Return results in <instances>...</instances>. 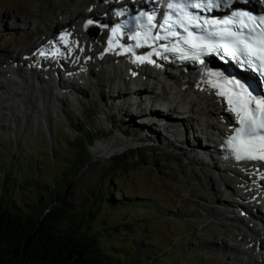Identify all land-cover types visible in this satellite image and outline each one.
<instances>
[{
    "label": "rangeland",
    "instance_id": "374dc122",
    "mask_svg": "<svg viewBox=\"0 0 264 264\" xmlns=\"http://www.w3.org/2000/svg\"><path fill=\"white\" fill-rule=\"evenodd\" d=\"M95 1L0 0V69L23 60L40 41L65 29L67 19L74 36L83 39L74 15ZM102 89L82 91L74 100L54 96L46 104L52 114L34 110L27 100L9 101L13 87L0 89V198L13 191L15 205L26 206L39 199L36 185L43 189L55 177L66 176L64 199L73 210L91 214L84 227L102 233L114 229L116 234L103 243L136 252L141 264L160 254L157 264H258L256 254L264 259V238L253 231V221H235L239 213L225 210L233 201L249 198L229 193L234 183L221 182L211 168L204 167L203 174L201 166L190 162L194 154L176 150L184 147L170 135L172 144L149 139V130L139 122L148 112L140 107L108 111L105 104L111 100L108 93L100 94ZM126 130L131 141L117 140ZM83 140L87 150L73 172V144ZM187 140L193 144L189 133ZM113 141L114 152L102 148ZM124 154L125 168L116 171L113 158ZM20 160L27 163L12 171ZM76 171L81 172L76 176ZM118 203L125 205L118 208ZM237 245L248 254L236 253Z\"/></svg>",
    "mask_w": 264,
    "mask_h": 264
},
{
    "label": "bare ground",
    "instance_id": "6f19581e",
    "mask_svg": "<svg viewBox=\"0 0 264 264\" xmlns=\"http://www.w3.org/2000/svg\"><path fill=\"white\" fill-rule=\"evenodd\" d=\"M96 1L88 3L84 9L85 11H76L74 20L76 21L79 28H82V25L85 23V21H87V19L91 17H97V20H101L102 23H107V17H109L110 9L117 5L113 0ZM69 13V11H66L65 14L67 15ZM105 34L106 31L103 32L102 36H104ZM51 40H54L56 43L60 44V46L63 47L65 53H67V57H70L71 61L74 64L73 66L66 65L67 70L74 78L77 77L79 81H82V84H84L83 82H86V84L88 83L93 72L95 73L94 79L97 83L96 87L98 86L99 89L103 87V89L109 90L112 86L118 85V83H120L121 81H123L122 83H126L123 78L130 73L128 72L127 67L123 65L125 60L122 58L117 59L115 57L113 61H110L108 60V56H110L108 53L109 51L106 54H104L103 52L104 47L109 46L108 42L102 43L101 38H98L93 42L88 39L85 34H83V41L79 44L73 43L63 46L61 44L62 39L57 35L52 36ZM46 49H48L47 44L42 43V48L39 49V51L35 52L34 50H32L33 52L30 51L28 54H26L27 61H17L16 63H13L17 60L15 59L11 61L13 63L11 64L12 67L7 66V68L5 69L1 68L0 89L5 90L7 87H13L14 89H16V92L13 91L14 94L11 96L9 94V101L12 99H22L23 101H21V103H23L24 100H27L28 104L32 106L34 110H38L40 113L49 110V113L52 114V109L47 108L46 104L50 105V102H53L54 96L56 100H59L62 96L65 97L64 93L66 91L63 90L74 89V87L72 88V86L76 85H67L62 80H59V87H57L58 84L56 85V82L58 80H56L57 77H55V73L53 70V68L55 67V62L51 60H40L37 55V53L40 54L41 51ZM48 68L52 69L49 71L47 70ZM95 68H97L96 71ZM189 73L190 72H187V74L181 73L180 75L176 76L169 75L167 77L169 81H166V76H163V74L157 75L154 74L153 71L148 72V82H153L157 86V88H155L157 91L154 92L157 94L156 100L158 99L159 102L166 104L176 114H187V118L183 121H180L175 117L163 118L164 115L162 114L160 115L162 117H157L161 119H155V116L150 118L149 116H146V114L143 117L140 115L142 118L139 121L141 123V128L145 127V129H148L150 133H147L149 137L144 132H142L144 134H140V136L148 137L149 139L151 138L150 136H153L156 139H161L164 142H171L172 144V140L168 138L170 135L175 139L176 142H178L180 145H183L184 149L186 148V146H188L189 150H191V152H193L194 154L193 157L189 158L191 164L201 166V172L203 174H206L204 167L211 168L218 174L221 182L224 183L226 181H231L230 183H234L235 186L232 189L229 188V193L237 197H248L249 199L246 198L243 201H254L259 205H262V208H264V199L261 198V196L264 197V178H262L264 177V164H242L235 166L221 163L220 165H218L213 160L210 163L204 159L202 160L201 156H199L202 153L204 154V156H206L205 152L209 148L213 147V144L216 140L222 137L227 125L231 124V122L233 121V117H228L224 114L223 108L225 106L222 102L223 98L211 90L197 89V87L192 83V79ZM1 78H6V80L3 82ZM137 78H139L138 80L142 83L141 85H146L147 80L141 74L138 75ZM6 82H8V84H6ZM119 97L120 98H118L117 100L113 99L111 100V102L105 104V107L108 111L111 112L126 109L127 106L124 107L126 105L124 99L125 96ZM131 105L132 104H129V107H132ZM167 106L161 105V109H168ZM13 107L14 106H12L11 109ZM163 120L171 125L170 128L162 125V123L164 122ZM195 127H197V130L195 129ZM183 130H187L188 132L198 131L199 134H202V136L205 137L208 143L207 147L203 148V146L198 143L197 140L194 141V144L192 146L188 143L181 144V141H184L185 137L183 134ZM164 134H167L168 136H165ZM127 136H130V131L128 130L123 132L122 137H118L116 139L127 143V141H131V139ZM114 143L115 142L113 141L111 144L102 146V148L104 150H110V152L112 150L115 151V148H113ZM184 149L182 150L177 148L176 150H181L182 152L186 153V150ZM236 202L237 201H233V203H235L234 206H228L234 210V212L231 213H233L234 215L235 213H248L253 221L257 223L260 222L259 219L262 218L259 217L257 209L254 208L253 210H251L252 212H249L247 208H241V206L236 205ZM245 204L246 203H242V205ZM233 218L235 219V221L244 222V218L241 215H235ZM251 227L257 236L264 238V225L262 228L263 230H260V228L256 224H251ZM245 238L246 237H243V239ZM255 246L257 245L255 244ZM242 248L244 247L241 245H237L235 252L240 254L244 253L245 255L248 254L247 251ZM259 248H262V244L259 245ZM233 250L234 249H231L232 252H234ZM250 258L253 259L254 257ZM256 258L258 260H256L255 258L254 259L255 261L259 262L258 264H264V259H262V257L256 254Z\"/></svg>",
    "mask_w": 264,
    "mask_h": 264
},
{
    "label": "snow or ice",
    "instance_id": "6c2138e0",
    "mask_svg": "<svg viewBox=\"0 0 264 264\" xmlns=\"http://www.w3.org/2000/svg\"><path fill=\"white\" fill-rule=\"evenodd\" d=\"M248 2L179 0L167 5L171 14H161L162 23L157 24L154 15L141 12L133 18L135 23L125 22L114 27L112 37H118L127 29L128 38L135 44L124 48V52L132 55H136L135 49L152 47L157 41H169L171 46L163 45L164 51L179 53L181 60L204 64V57L217 55L230 58L226 62L234 60L248 70L256 65V70L261 71L264 70V15H255L237 7ZM218 9L226 10L224 17L208 18L202 15ZM124 14L123 10L116 12L117 16ZM91 25L93 21L89 20L86 27ZM64 35L61 36L62 40ZM108 43V50L113 51V39L110 38ZM117 46L124 47L118 41ZM158 54L153 50L148 55H136L134 62L155 63L151 57ZM40 55L46 54L41 51ZM207 75L214 78L212 86L218 90L216 94L226 98L229 111L235 114L239 125L226 142L231 155L237 161H264V98H258L250 84L230 77L226 71H210Z\"/></svg>",
    "mask_w": 264,
    "mask_h": 264
},
{
    "label": "trees",
    "instance_id": "16d2710c",
    "mask_svg": "<svg viewBox=\"0 0 264 264\" xmlns=\"http://www.w3.org/2000/svg\"><path fill=\"white\" fill-rule=\"evenodd\" d=\"M73 145L76 156L71 171H78V162L83 160L87 145L84 140ZM125 160V154L122 158L114 157L113 169H124ZM26 163L18 161L12 171H21ZM77 171L76 176L81 172L77 174ZM65 177L62 180L55 177L53 184L43 189L36 185L34 190L38 191L39 199L26 206L15 205L13 191L4 200L0 198V264H141L136 252L122 251L103 243V239L116 234L114 229L102 233L84 227L91 214L73 210L64 199L65 188L69 184ZM103 203L104 198L101 200ZM123 205L125 203L117 207L123 208ZM160 255L149 264L161 261L163 255Z\"/></svg>",
    "mask_w": 264,
    "mask_h": 264
},
{
    "label": "water",
    "instance_id": "95a60500",
    "mask_svg": "<svg viewBox=\"0 0 264 264\" xmlns=\"http://www.w3.org/2000/svg\"><path fill=\"white\" fill-rule=\"evenodd\" d=\"M86 30H87L88 32L92 33V30H90V27H89V26L86 27ZM129 152H131V150H130Z\"/></svg>",
    "mask_w": 264,
    "mask_h": 264
}]
</instances>
